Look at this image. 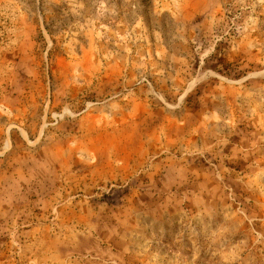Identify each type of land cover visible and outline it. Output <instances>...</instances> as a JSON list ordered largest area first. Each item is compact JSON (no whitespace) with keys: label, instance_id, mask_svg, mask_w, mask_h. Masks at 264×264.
Here are the masks:
<instances>
[{"label":"rangeland","instance_id":"rangeland-1","mask_svg":"<svg viewBox=\"0 0 264 264\" xmlns=\"http://www.w3.org/2000/svg\"><path fill=\"white\" fill-rule=\"evenodd\" d=\"M0 264H264V0H0Z\"/></svg>","mask_w":264,"mask_h":264}]
</instances>
